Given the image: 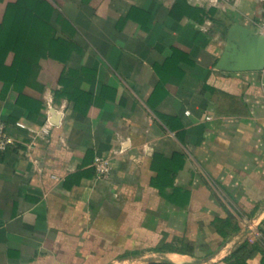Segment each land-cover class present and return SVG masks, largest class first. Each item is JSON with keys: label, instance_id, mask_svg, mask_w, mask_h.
Instances as JSON below:
<instances>
[{"label": "crops", "instance_id": "crops-1", "mask_svg": "<svg viewBox=\"0 0 264 264\" xmlns=\"http://www.w3.org/2000/svg\"><path fill=\"white\" fill-rule=\"evenodd\" d=\"M263 15L0 0V264H264Z\"/></svg>", "mask_w": 264, "mask_h": 264}, {"label": "built area", "instance_id": "built-area-1", "mask_svg": "<svg viewBox=\"0 0 264 264\" xmlns=\"http://www.w3.org/2000/svg\"><path fill=\"white\" fill-rule=\"evenodd\" d=\"M257 31L264 37V15L261 17ZM14 144V138L7 134L5 130V122L0 118V153ZM95 172L99 176H106L110 171V160L107 157L95 156L94 158Z\"/></svg>", "mask_w": 264, "mask_h": 264}, {"label": "trees", "instance_id": "trees-1", "mask_svg": "<svg viewBox=\"0 0 264 264\" xmlns=\"http://www.w3.org/2000/svg\"><path fill=\"white\" fill-rule=\"evenodd\" d=\"M15 2H11V4H14ZM5 15V19H4V22H6V21H8V20H11V21H13V20H15V19H17V18H13V16H14V14L12 13V14H9V13H5L4 14ZM22 15V19L23 20H29L30 19V14L29 13H27V14H21ZM34 15V14H33ZM9 18V19H8ZM3 20V19H2ZM0 26H1V22H0ZM3 31V29H1L0 28V33ZM6 31H8V30H6ZM3 45H1L0 44V54H1V51L3 50Z\"/></svg>", "mask_w": 264, "mask_h": 264}]
</instances>
